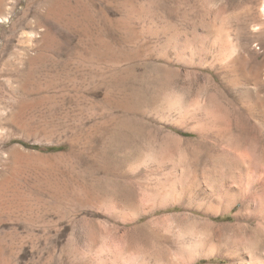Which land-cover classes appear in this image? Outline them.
<instances>
[{
  "label": "rangeland",
  "instance_id": "obj_1",
  "mask_svg": "<svg viewBox=\"0 0 264 264\" xmlns=\"http://www.w3.org/2000/svg\"><path fill=\"white\" fill-rule=\"evenodd\" d=\"M263 140L264 0H0V264H223Z\"/></svg>",
  "mask_w": 264,
  "mask_h": 264
},
{
  "label": "bare ground",
  "instance_id": "obj_2",
  "mask_svg": "<svg viewBox=\"0 0 264 264\" xmlns=\"http://www.w3.org/2000/svg\"><path fill=\"white\" fill-rule=\"evenodd\" d=\"M234 136L241 140L240 147L243 146L242 141L246 144L249 139L247 132ZM253 150L257 152L256 156L245 154L239 163L242 166L239 170L240 186L232 188L228 203L208 212L209 219L196 223V227L212 241L211 247L202 249L196 261L209 262L220 258L223 264H264V162L261 160L264 140L256 143ZM236 208L238 211L233 222L217 221ZM255 220L259 221L257 231H252L251 224ZM222 242H228L229 248L221 249Z\"/></svg>",
  "mask_w": 264,
  "mask_h": 264
},
{
  "label": "trees",
  "instance_id": "obj_3",
  "mask_svg": "<svg viewBox=\"0 0 264 264\" xmlns=\"http://www.w3.org/2000/svg\"><path fill=\"white\" fill-rule=\"evenodd\" d=\"M33 149H37L36 147ZM54 150H59V149H49V151H54Z\"/></svg>",
  "mask_w": 264,
  "mask_h": 264
}]
</instances>
